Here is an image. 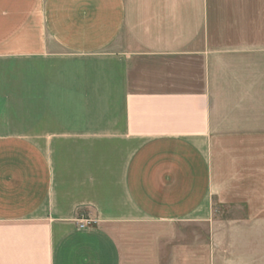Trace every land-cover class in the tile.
Returning <instances> with one entry per match:
<instances>
[{"label": "crops", "instance_id": "0c3cea01", "mask_svg": "<svg viewBox=\"0 0 264 264\" xmlns=\"http://www.w3.org/2000/svg\"><path fill=\"white\" fill-rule=\"evenodd\" d=\"M0 264H264V0H0Z\"/></svg>", "mask_w": 264, "mask_h": 264}, {"label": "rangeland", "instance_id": "374dc122", "mask_svg": "<svg viewBox=\"0 0 264 264\" xmlns=\"http://www.w3.org/2000/svg\"><path fill=\"white\" fill-rule=\"evenodd\" d=\"M199 228V226H194V225H186L185 227H182L181 226V229H182V231L184 232V233H186L187 234V238H188V240L189 239H193L194 238V236H195V234H196V229H198Z\"/></svg>", "mask_w": 264, "mask_h": 264}, {"label": "built area", "instance_id": "2783aa9c", "mask_svg": "<svg viewBox=\"0 0 264 264\" xmlns=\"http://www.w3.org/2000/svg\"><path fill=\"white\" fill-rule=\"evenodd\" d=\"M79 221H81V227H86V226H89L90 223L93 221L91 218H88L86 216H81L78 218Z\"/></svg>", "mask_w": 264, "mask_h": 264}]
</instances>
